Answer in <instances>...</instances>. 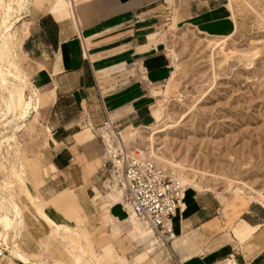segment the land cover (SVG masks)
<instances>
[{"label": "crops", "instance_id": "1", "mask_svg": "<svg viewBox=\"0 0 264 264\" xmlns=\"http://www.w3.org/2000/svg\"><path fill=\"white\" fill-rule=\"evenodd\" d=\"M166 2L28 0V12L18 21L20 29H12L10 60L13 57L16 65L7 64L5 69L28 83L25 97H37L32 112L48 129L38 152L40 163L49 170L39 187L46 202L51 199L47 194L63 187L66 190L57 196L73 205V189L83 214L94 217L98 208L91 195L103 190L107 175L99 128L110 120L123 134L155 117L157 122L162 119L154 109L155 89L175 74L172 58L155 31L156 14ZM178 5L180 16L196 27L224 34L234 30L229 0H179ZM221 194L194 186L186 190L184 205L172 220L176 238L170 251L178 264H264V204ZM23 198L18 205L33 237L39 232L37 221L23 209L29 205ZM106 202L110 218H125L120 205ZM49 210L59 216L54 206ZM126 229L140 238H153L141 225ZM111 231L123 230L113 226ZM105 246L113 256V246Z\"/></svg>", "mask_w": 264, "mask_h": 264}, {"label": "rangeland", "instance_id": "2", "mask_svg": "<svg viewBox=\"0 0 264 264\" xmlns=\"http://www.w3.org/2000/svg\"><path fill=\"white\" fill-rule=\"evenodd\" d=\"M178 4L179 0H167L156 14L155 31L164 41L175 73L155 89L154 109H159L162 119L157 122L155 117L147 125L130 127L123 135L129 139L134 132L136 143L152 157L146 147L153 129L174 123L155 135L157 152L173 163L183 161L197 175L192 170L180 172L170 164L157 162L159 165L189 188L222 193L226 198L246 196L263 204L256 193L236 194L233 186L244 181L264 194V0H229L234 21L230 34L209 32L185 21ZM18 21L14 30L20 29ZM7 64L15 66L14 58ZM30 113L15 131L3 129L14 137L0 150V191L12 195L17 203H24V195L27 197L29 205L23 209L33 215L39 232L30 236L23 210L19 237L9 231L0 216V264H20L17 260L25 264H178L171 244L165 245L157 236L143 239L124 230L137 224L131 222L122 186H115L108 171L103 190L91 195L98 211L90 219L81 211L73 189V205H66L57 196L66 190L63 187L47 194L51 199L45 201L39 187L44 185L49 170L40 163L38 152L47 140L48 129L39 115L32 110ZM200 171L230 180L214 181ZM106 199L123 208L124 219L109 217ZM50 206L59 211V216L50 212ZM113 226L123 231L114 234ZM15 243L20 256L12 253ZM106 244L113 246V256Z\"/></svg>", "mask_w": 264, "mask_h": 264}, {"label": "built area", "instance_id": "3", "mask_svg": "<svg viewBox=\"0 0 264 264\" xmlns=\"http://www.w3.org/2000/svg\"><path fill=\"white\" fill-rule=\"evenodd\" d=\"M99 136L106 157L104 168L114 177L115 186H122V198L131 215L165 245L172 244L176 238L172 220L184 205L189 187L157 164L135 136L126 138L112 121L99 128Z\"/></svg>", "mask_w": 264, "mask_h": 264}, {"label": "bare ground", "instance_id": "4", "mask_svg": "<svg viewBox=\"0 0 264 264\" xmlns=\"http://www.w3.org/2000/svg\"><path fill=\"white\" fill-rule=\"evenodd\" d=\"M27 4L28 0H15L14 2L0 0V134H2V136H0V150L6 140H10L14 137V135L6 134L3 129L7 131L11 128L15 131L16 129L20 128V122L25 120L28 115L31 114V110H35L38 105L37 97H25V90L26 87H28V83L22 80L21 77L13 70L5 69L7 62L10 60L11 56V48L13 44L12 29L14 23L20 20V14L24 13L27 8ZM231 4L232 3L230 2V7ZM187 114L182 116V119L187 116ZM173 125H157L153 129V133L150 136L151 141L146 148L149 149L150 153L152 154V158L156 161V163L158 162L163 165L170 164L180 172H183L185 170H192L194 171L195 175H197L195 172L196 170L192 168H186L183 161L173 163L167 157L160 155L157 152V149L153 142L155 135L160 132L166 131ZM200 172H202L204 176H211L214 181L222 179L224 181L230 180L227 177H221L217 174L206 173L203 171ZM236 183L237 184L235 185L233 184L234 193L245 194L247 191L254 192L260 197L264 204V194L261 191L256 190L244 181H237ZM13 199L14 198L12 195L7 194L2 190L0 191V216L6 224V227L10 229L9 231L13 232L15 237H19L21 234L24 219L19 205ZM132 220L135 224L145 227L148 233H150L154 237L153 232L146 224L141 223L140 221L138 222V220H136L134 216H132ZM12 253L17 254L18 256L21 255L17 250L16 243L14 245ZM17 261L20 264H25L20 260Z\"/></svg>", "mask_w": 264, "mask_h": 264}, {"label": "water", "instance_id": "5", "mask_svg": "<svg viewBox=\"0 0 264 264\" xmlns=\"http://www.w3.org/2000/svg\"><path fill=\"white\" fill-rule=\"evenodd\" d=\"M14 200V199H13ZM15 201V200H14ZM16 202V201H15ZM17 203V202H16ZM18 204V203H17Z\"/></svg>", "mask_w": 264, "mask_h": 264}]
</instances>
